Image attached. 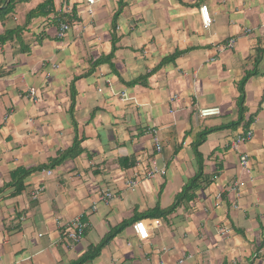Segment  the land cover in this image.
I'll list each match as a JSON object with an SVG mask.
<instances>
[{
  "label": "crops",
  "instance_id": "1",
  "mask_svg": "<svg viewBox=\"0 0 264 264\" xmlns=\"http://www.w3.org/2000/svg\"><path fill=\"white\" fill-rule=\"evenodd\" d=\"M43 1L19 2L14 18H0V34L22 28L0 44V264H71L122 223L83 264H264V0H53V12L27 22ZM71 10L58 37L66 23L58 16ZM113 47L109 61L95 64ZM248 71L255 74L244 85L243 122L201 142L209 128L237 120L238 83ZM206 107L220 114L201 118ZM248 130L252 138L237 145ZM75 140L76 157L41 167ZM200 165L195 199L148 215L167 210ZM37 167L21 192L8 185L13 170ZM155 169L135 189L125 185ZM105 190L114 192L107 203L99 199ZM75 217L86 226L71 243L65 223ZM136 217L150 227L146 241L133 232Z\"/></svg>",
  "mask_w": 264,
  "mask_h": 264
},
{
  "label": "trees",
  "instance_id": "2",
  "mask_svg": "<svg viewBox=\"0 0 264 264\" xmlns=\"http://www.w3.org/2000/svg\"><path fill=\"white\" fill-rule=\"evenodd\" d=\"M18 1H27V0H18ZM15 0H0V18H3L7 16L9 13L12 12L13 6L15 4ZM54 11V2L53 0H45L42 3L38 4L35 8L31 9L26 14V20L27 22L30 21V19L36 17V16H46L49 13ZM75 14V10H71L70 14L61 13L60 16H58V20L66 22L68 26L72 22L71 19ZM70 15V16H67ZM118 15V12L116 13ZM22 31V28L15 27L13 29L6 30L3 34H0V44H4L9 40H12L14 37H19L20 32ZM260 51V50H259ZM114 47L112 48V52L105 57H101L96 60L95 64H100L101 62L105 60H110L111 56L113 55ZM178 53L172 54L169 59H174V57ZM259 60V56H257V61ZM164 62V60H163ZM255 74L254 71H248L245 73L244 77L240 80L238 83V91L239 96L237 98L236 104L238 109V118L234 122H230L229 124H222L217 127L209 128L205 132H203L201 135L203 136L201 139V142L203 141L204 136H206L208 133L216 130H221L223 128H236L239 124H241L244 120V115L246 112V106H245V92H244V85L245 82L248 80V78ZM142 79L144 77H139L135 79L134 81H131L129 84L134 85L138 82H142ZM252 121V118L250 117L246 123L244 124L245 129L248 128L250 122ZM79 144L77 140L74 141L72 147L65 149L64 151L60 152L56 157L51 158L47 164L41 166L45 168H53L60 163H62L65 159L76 157L78 153L81 151V148H78ZM197 155L199 156V153L197 152ZM200 162V157H199ZM41 167L37 168H18L13 170L11 173V183L8 184L9 186H14L15 193H19L24 189L23 179L28 176L31 172L36 171L38 169H41ZM202 165H200V169L197 172L195 176H193L185 185L183 186L182 190L176 195L174 202L167 210H160L159 208H155L152 212H150L148 215L154 216H166L169 213H172L180 204L189 202L194 199L196 195V190L201 186V180L203 178L202 174ZM208 183L210 182V179H207ZM139 219V217H136V220ZM81 222L85 223L81 218ZM126 223H122L118 226H115L111 228L106 235L101 239V241L94 245L90 246L88 250L77 260L73 261L71 264H83L88 260H92L96 256L99 255L101 252V249L109 243L124 227ZM85 232V231H84ZM84 235V234H83Z\"/></svg>",
  "mask_w": 264,
  "mask_h": 264
},
{
  "label": "built area",
  "instance_id": "3",
  "mask_svg": "<svg viewBox=\"0 0 264 264\" xmlns=\"http://www.w3.org/2000/svg\"><path fill=\"white\" fill-rule=\"evenodd\" d=\"M83 1L85 4H87V6H91L100 0H83ZM89 12H91L90 9H89ZM199 12H200V17H201L203 27L208 28L212 23V18H211V14L209 12L208 6L205 4H201L199 7ZM68 29H69L68 24L61 23L59 28L57 29L56 35L58 37H63L65 35V32ZM248 31H250V30L247 29L246 32H248ZM234 41H235L234 38H230L227 41L226 46L232 47L234 44ZM29 94L31 96H34V94H35L34 88H31L29 90ZM120 97L122 99H129L126 92H121ZM198 113H199V116L201 118H206V117L218 116L220 114V110L218 107H206V108L199 109ZM152 132H154V130H152ZM252 135H253L252 131L248 130L244 134L239 135L237 137L235 143L238 145L244 141L250 140L252 138ZM154 146H155V149L157 151L161 150L160 142L156 136L154 137ZM239 164L242 168H244L245 170H247L249 172V158L246 154H241L239 156ZM157 171L158 170H156V169L153 171L150 170L149 172H146V176H134V178H130V179L126 180L125 185L130 189H135L136 186L138 185V179L140 177L153 178L154 174L157 173ZM160 171L162 172V170H160ZM46 173L49 175L52 172H51V170H46ZM235 184H236V186H239V182H236ZM236 186L234 185L235 188H236ZM38 191L33 193V197H35L37 195ZM113 196H114V194L112 193V191L105 190L100 195L99 199L102 202L107 203V202H109V200L112 199ZM92 209H95V207H93ZM159 224H160L159 219H155L152 222V226H154V227L159 226ZM85 226H86V224L81 222L79 217H75V218L70 219L69 221H67L65 223L64 238L69 240L71 243L79 242L83 238ZM132 229H133L135 236L138 238L139 241H146L150 238V235H151L150 227L146 224V222L144 220L140 219V220H136L135 222H133ZM227 231H228V229H226V228H220L219 229L220 235H225L227 233ZM187 257H189V256H187ZM184 260H185V258L179 259L178 263L182 264L184 262Z\"/></svg>",
  "mask_w": 264,
  "mask_h": 264
},
{
  "label": "rangeland",
  "instance_id": "4",
  "mask_svg": "<svg viewBox=\"0 0 264 264\" xmlns=\"http://www.w3.org/2000/svg\"><path fill=\"white\" fill-rule=\"evenodd\" d=\"M17 3H15V6L19 3V2H23V1H18V0H15ZM13 8H14V6H13ZM9 17L10 18H14L15 17V14L13 13V10H12V12L11 13H9ZM9 17L7 18V21L9 20ZM128 188V187H127ZM130 189V188H129ZM114 193V192H113ZM196 197H194V199H195ZM188 203V201L187 202H185V203H182V204H187Z\"/></svg>",
  "mask_w": 264,
  "mask_h": 264
}]
</instances>
